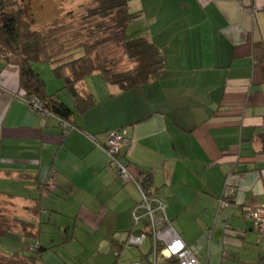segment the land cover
Returning <instances> with one entry per match:
<instances>
[{"label":"crops","instance_id":"1","mask_svg":"<svg viewBox=\"0 0 264 264\" xmlns=\"http://www.w3.org/2000/svg\"><path fill=\"white\" fill-rule=\"evenodd\" d=\"M45 1L62 14L88 0ZM127 6L139 12L127 34L155 43L163 72L126 91L98 73L86 76L79 88L94 104L73 116L65 135L56 117L36 114L21 99L17 67L0 57V185L11 187L0 188V237L14 233L28 251L0 253L1 263L25 264L21 258L37 252V264L45 252L68 250L75 230L93 244L90 233L107 229L114 264L140 198L101 147L108 133L123 128L130 174L151 177L170 225L200 263L264 264V236L247 215L264 206V73L252 62V44H264V0H127ZM34 68L48 92L62 86L51 65ZM56 96L73 108L67 92ZM48 177L54 188L45 186ZM227 189L233 194L224 196Z\"/></svg>","mask_w":264,"mask_h":264},{"label":"trees","instance_id":"2","mask_svg":"<svg viewBox=\"0 0 264 264\" xmlns=\"http://www.w3.org/2000/svg\"><path fill=\"white\" fill-rule=\"evenodd\" d=\"M26 13L23 0H0V57L17 67L19 96L37 100L60 123L73 124L74 115L94 104L93 96L79 88V83L92 73L102 75L109 85L126 91L156 80L163 72L164 56L155 43L145 36L127 34L128 24L139 14L128 8L127 0H88L38 27L26 18ZM123 59L128 67L120 63ZM252 62L264 73V44H252ZM42 64H50L53 77L62 81L57 91L48 92L45 80L35 70V65ZM58 91L69 94L73 108L57 98ZM27 105L34 111L30 103ZM123 149L120 157L127 164ZM136 180L146 193L156 194L149 175ZM232 194L227 189L224 196ZM144 232L150 240L149 231ZM150 254L149 243L147 251L138 254L141 264H150ZM38 258L36 252L22 257L21 261L34 264Z\"/></svg>","mask_w":264,"mask_h":264},{"label":"built area","instance_id":"3","mask_svg":"<svg viewBox=\"0 0 264 264\" xmlns=\"http://www.w3.org/2000/svg\"><path fill=\"white\" fill-rule=\"evenodd\" d=\"M21 99L30 103L31 108L38 115L51 116L37 100H27L23 97ZM61 126L63 135L70 128H74L67 122H62ZM89 138L95 141L94 137ZM124 145L125 129H120L110 132L106 142L101 146L118 177L123 181L133 182L140 195L138 203L130 210V230L123 242V249L133 246L137 249L138 254H142L147 251V246L150 243V264H202L170 225L166 215L165 200L156 194L146 193L142 185L130 174L128 165L120 157ZM44 184L50 189L55 187V182L51 177H48ZM219 205L222 207L225 203L220 201ZM247 215L253 231L258 236H264V206L249 209ZM145 230L149 231L150 240H148L149 236L144 232ZM114 264H141V261L138 257L128 261L118 258Z\"/></svg>","mask_w":264,"mask_h":264},{"label":"rangeland","instance_id":"4","mask_svg":"<svg viewBox=\"0 0 264 264\" xmlns=\"http://www.w3.org/2000/svg\"><path fill=\"white\" fill-rule=\"evenodd\" d=\"M27 1L23 2V5H26L28 15L26 13V18L33 20L36 27L43 24L59 15L61 11H55L52 6H49L50 3L43 0H29V3L25 4ZM38 3V4H36ZM122 65L128 67V63L123 59L120 62ZM50 64L35 65V67L47 69ZM0 188H11L9 185H0ZM55 218V217H54ZM66 220H60L58 223L59 228L65 226ZM69 235L68 231L65 236ZM75 242H72L67 249L59 248L53 252H45L42 255V262L37 264H112L113 257L108 251V239L110 233L107 229H102L98 234L90 233V238L93 244L89 243L85 235L81 231L75 230L74 232ZM123 234H117L118 237H122ZM16 234L9 233L6 237H0V253L12 252L15 247H20L19 252L27 254V247L25 245H20L16 243ZM79 241V242H78ZM138 251L135 247L131 246L126 248L124 253V259L130 257H138ZM0 264L1 263L0 261Z\"/></svg>","mask_w":264,"mask_h":264}]
</instances>
